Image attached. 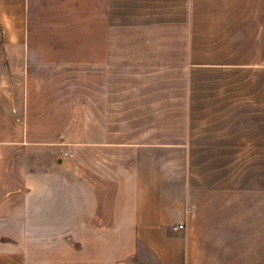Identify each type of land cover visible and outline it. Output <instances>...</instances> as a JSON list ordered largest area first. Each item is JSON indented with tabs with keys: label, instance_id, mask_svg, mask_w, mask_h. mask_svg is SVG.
I'll use <instances>...</instances> for the list:
<instances>
[{
	"label": "crops",
	"instance_id": "obj_1",
	"mask_svg": "<svg viewBox=\"0 0 264 264\" xmlns=\"http://www.w3.org/2000/svg\"><path fill=\"white\" fill-rule=\"evenodd\" d=\"M191 1L0 0V264H125L141 249L157 264H264V195L234 201L218 173L202 179L191 133L172 132L190 92L158 89V61L184 60L185 50L189 59L190 43L146 35L160 16L176 18V2L188 17ZM215 1L250 3L247 24L264 23V0L204 2ZM71 16L81 20L51 29ZM246 66L248 112L263 114L255 66L264 72V59ZM165 113L174 122L163 126ZM261 129L251 136L264 145Z\"/></svg>",
	"mask_w": 264,
	"mask_h": 264
},
{
	"label": "rangeland",
	"instance_id": "obj_2",
	"mask_svg": "<svg viewBox=\"0 0 264 264\" xmlns=\"http://www.w3.org/2000/svg\"><path fill=\"white\" fill-rule=\"evenodd\" d=\"M204 1L192 0L188 17H186L185 3L184 18L177 17L178 5L177 2L174 3L176 18L166 20V15L160 16L158 34L153 30L152 34L146 35V38L149 40L152 38V41L190 43L189 59L186 57L185 50L184 60L182 56H175L173 61L164 57V60L158 61L157 64L160 95L164 91L167 95L168 93L171 95V90H175L182 96L184 88L185 91L190 92V110L185 106L187 113L176 112L175 115L179 118L176 123L168 107L170 113L159 114V124L165 126L173 121L176 129H172V132H176V138H181L183 132L191 133V142L196 154L195 170L202 179L206 173L216 172L218 173V190L224 194L229 190L234 192L235 197L232 200L262 201L264 145L261 139L254 142L251 128L254 126L256 130L263 133L261 128H264V113L248 112L246 103L250 77H248L246 63L250 59H264V47L260 48L262 33L258 34L259 30L264 33V23H260L259 30L247 24L246 11L250 3ZM260 6V9H264V6ZM251 7L255 10L257 4L254 8V3H251ZM75 11L69 7L68 13H75ZM162 13L165 12L161 11L160 15ZM80 20L75 16L54 18L51 20L54 21L51 22L53 26L50 25V27L54 29L56 25L60 27L62 24H72ZM257 20L263 22L264 19ZM82 21L85 22L86 18L82 17ZM221 25L226 33L218 36V28H222ZM62 28L65 29V26L62 25ZM232 28L235 31L230 33ZM178 30L180 31L177 32ZM182 30L185 31L182 32ZM247 30H251L250 33H247ZM59 36L67 38L70 42L76 41L80 34L72 36L70 33H61ZM218 41L221 42L219 45ZM158 52L167 53L166 50ZM170 52L176 53V51ZM71 53L69 55L74 56V52ZM6 57V50L0 44V70L8 69ZM241 63L244 65H240ZM223 64L227 66H220ZM262 70L261 67L255 66V94L259 105H262L259 95L264 91ZM181 100L182 97L180 100L175 99V111L183 110L182 107H178L179 102L182 105ZM167 105L168 103L164 106ZM160 131L167 130L160 128ZM252 190H255L253 195ZM125 264L157 263L141 249L138 256Z\"/></svg>",
	"mask_w": 264,
	"mask_h": 264
},
{
	"label": "built area",
	"instance_id": "obj_3",
	"mask_svg": "<svg viewBox=\"0 0 264 264\" xmlns=\"http://www.w3.org/2000/svg\"><path fill=\"white\" fill-rule=\"evenodd\" d=\"M63 156L67 159H73L75 157V155L73 153H69V152L63 153ZM184 229H185V226L183 224H180V225L173 227L174 231H182Z\"/></svg>",
	"mask_w": 264,
	"mask_h": 264
}]
</instances>
